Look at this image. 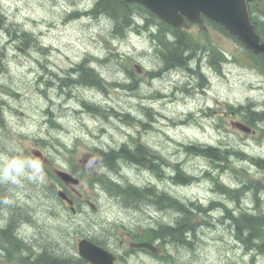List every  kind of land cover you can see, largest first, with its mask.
I'll use <instances>...</instances> for the list:
<instances>
[{
  "label": "rangeland",
  "instance_id": "rangeland-1",
  "mask_svg": "<svg viewBox=\"0 0 264 264\" xmlns=\"http://www.w3.org/2000/svg\"><path fill=\"white\" fill-rule=\"evenodd\" d=\"M76 3L77 0H0L2 11L12 23L11 32L12 29H24L38 40L33 41L31 48L27 50L19 41L12 42L6 34L0 32V174L6 163L13 158L33 160L31 150L34 148L39 149L48 160L57 165L70 168L72 164H77L80 167V162L90 173H97L101 163L94 158L91 148L113 147L125 140H131L129 134L135 133V136L141 132V140L165 160L163 175L158 179L144 168L122 161L120 171L110 176L136 185H143L149 179L165 194H172L184 201L193 199L197 204L194 206L193 219L207 222L200 225L198 238L190 249H182L174 244L165 246L172 264H264L263 257L252 258V254L235 240L229 220H225L217 211L208 214L214 208L213 199L225 201L221 191L216 186H211L212 175H216L224 184H231L232 188L239 189L241 185H235L236 180L259 181L264 179V174L257 167H251L236 158H231L228 165L224 163L219 166L207 157L203 159L183 153V146L189 141L211 145L220 141L241 147L247 156H264L262 133L256 131L245 134L234 128L230 122L241 118L239 115L229 114L230 110L226 105L236 106L248 101L264 105V77L254 68L252 60H249L243 48L233 39L218 30H208L215 45L229 55L233 54L238 61L226 64L224 75L206 67L204 72L208 85L202 93L200 88L193 92L198 79L194 75L189 77L192 83L186 92L188 81L182 72H169L152 80L145 77L144 69L160 67L152 49V42L146 35L131 33L122 41H111L105 36L106 28L99 19L66 22L68 12ZM198 29L199 26H195L188 31L197 34ZM209 38L206 40L202 36L201 39L208 43ZM38 44L46 46L47 51L41 50ZM85 54L93 58L91 64L104 77L107 92L89 93V90L83 91L82 87H73V96L67 101V108L62 109L60 104L64 100V93H59L62 86L52 74L63 76ZM103 59L107 60L103 62ZM134 63L141 66L140 72L134 70L135 76L140 79L139 83L133 90L121 87L119 83L131 84L125 72L126 66L130 69ZM41 75L43 78H40ZM46 81L52 82L50 87L53 89L45 84ZM65 85L69 88L75 82L66 80ZM175 88L182 91H176ZM156 91H162L169 97L161 99L156 95L150 103L147 99H141L145 95L152 97ZM83 98L94 103H104L106 109L128 113L140 120L145 119L147 111L151 117L154 116L155 109L159 112L158 122L154 123V128L144 132L137 124H129L123 113H120V117L109 119L94 117L88 113L78 114L75 110ZM144 107L149 109L144 110ZM48 108L58 116L59 129L50 128L46 122L50 118L47 114ZM108 115L110 114H106ZM72 148L74 150L71 152ZM72 155L73 158L70 159ZM177 162L181 164L173 170L175 177L177 171L186 170L194 176L191 178L192 184L180 185L177 178H169L171 168ZM244 171L248 173V178L242 177L245 175L242 174ZM94 188L89 189L86 179H82L79 187L97 203V211L94 212L89 207V213H83L79 217L69 215L66 219L60 215L53 193L51 195L42 182L29 180L27 175L20 177L18 184L0 178V210L6 213L9 210L14 211L17 206L13 203L12 196L30 189L31 202L36 205L40 214L36 215L38 224L27 232L35 238L36 245L52 246L55 249L59 241L62 243L68 237L66 252L69 253L75 246L78 223L81 231L86 232L99 229L104 221L106 222L103 227L110 226L111 222L117 223L119 219L127 221L128 224L142 219L151 221L144 217L146 211L153 208L148 202L134 201L129 208L121 207L113 194L102 192L99 185ZM240 196L239 204L227 199L232 210L255 207L250 201V193ZM257 196L264 209V192L258 191ZM5 198L12 203L4 204ZM164 204L162 208L154 206L155 209L162 210L157 209L152 214L161 222L176 218L177 211L170 204ZM24 212V209L18 211L23 216ZM110 234L114 236L116 233ZM103 238L104 233H100V239ZM56 251L60 253L59 250ZM116 264L160 263L152 260V257L139 255Z\"/></svg>",
  "mask_w": 264,
  "mask_h": 264
},
{
  "label": "trees",
  "instance_id": "trees-1",
  "mask_svg": "<svg viewBox=\"0 0 264 264\" xmlns=\"http://www.w3.org/2000/svg\"><path fill=\"white\" fill-rule=\"evenodd\" d=\"M96 10H102L111 17H113L116 20V23H119L120 21L128 22L130 17V8L129 5L120 1V0H98L95 4ZM162 28H160L158 32V47L157 51L158 54L165 63V66L174 65L177 62H182V64L187 61L190 57V54H185L186 47L185 43L183 41L184 34L181 32H178L176 34V40L174 42H168L163 37V31L165 29L170 28L169 26L161 23ZM176 33V30L174 31ZM261 34L264 35V30L261 32ZM86 80H88L87 75L84 77ZM254 118L256 121L260 122L264 126V113H256L254 115ZM201 150L204 152L205 157L209 159H217V160H211L216 165H228V158L227 155L229 154L227 151H229L228 148H225V152L219 151L213 147V146H202ZM136 154L140 155L141 157H144L146 155V151L139 147L135 151ZM122 156V153L115 152L112 156L113 159L120 158ZM246 162V164H250V162L243 160ZM252 166L257 167L261 172L264 171V160H258L254 164L251 163ZM227 168V167H225ZM186 178V177H185ZM179 181H184V176L180 178L179 174ZM240 180V178H238ZM264 180V179H263ZM262 179L259 181H252L249 179L242 180L240 182H235V185L239 183L238 185H241V188H249L250 189V201L257 206L259 204L258 202V191L264 192V183ZM214 186L217 187L218 190L221 191V196L225 200V196L230 197L235 202H239L241 198L240 194L238 192V189L232 188L230 185L225 184H219L216 183ZM164 192V191H163ZM140 193V192H139ZM165 194V193H164ZM151 201H154L152 206L156 207L157 204H170L172 208H174L178 214L176 218L173 220L162 222L164 225L163 233L167 237V240H174L173 244L177 247H180L182 249H190L192 245L196 242L198 238V230L200 228V225L202 223H207L203 220H195L193 219V212H194V206L197 204L194 203L191 199H188L186 201L180 200L179 198L175 197L171 194V196L165 195L164 197H153L150 198ZM165 205V204H164ZM198 208H200L198 206ZM158 209V208H157ZM162 210V209H159ZM217 211L218 214L224 216L223 218H230L232 220V223L234 225V229L237 232V237L239 239H242L244 244L248 248H255L260 253L264 254V230H261V226L264 228V218L260 217L256 211L252 209H247L246 211L249 214H244L243 212H240L238 216H231L229 210L225 209V201L219 205L217 208H213L210 210V213ZM214 215V214H213ZM225 215L227 217H225ZM209 217H212L209 215ZM214 217H217L214 215ZM213 218V217H212ZM225 221V220H224ZM211 224V223H210ZM202 227V226H201ZM197 229V231H196ZM247 232L246 235L243 237L242 234ZM169 242V241H168ZM44 256V255H43ZM42 255L37 260L36 264H51L52 258L47 253L45 257Z\"/></svg>",
  "mask_w": 264,
  "mask_h": 264
},
{
  "label": "water",
  "instance_id": "water-1",
  "mask_svg": "<svg viewBox=\"0 0 264 264\" xmlns=\"http://www.w3.org/2000/svg\"><path fill=\"white\" fill-rule=\"evenodd\" d=\"M132 1V0H128ZM147 4L165 21L175 26L181 22L185 25L177 11L187 13V17L199 20L203 13L211 20L222 25L231 34L246 44L254 52L264 53V43L259 42L258 35L249 24L244 0H136ZM190 15H189V14ZM80 254L94 264H110L113 256L89 241L80 243Z\"/></svg>",
  "mask_w": 264,
  "mask_h": 264
},
{
  "label": "clouds",
  "instance_id": "clouds-1",
  "mask_svg": "<svg viewBox=\"0 0 264 264\" xmlns=\"http://www.w3.org/2000/svg\"><path fill=\"white\" fill-rule=\"evenodd\" d=\"M27 175L29 180L35 182H43L44 171L40 161L13 158L6 163V166L0 174V178L4 181H10L13 184L19 183V178ZM4 204L12 203L11 200L5 198Z\"/></svg>",
  "mask_w": 264,
  "mask_h": 264
},
{
  "label": "bare ground",
  "instance_id": "bare-ground-1",
  "mask_svg": "<svg viewBox=\"0 0 264 264\" xmlns=\"http://www.w3.org/2000/svg\"><path fill=\"white\" fill-rule=\"evenodd\" d=\"M55 85L57 86L58 83H56ZM179 174H180V178H182L184 176V181L183 182L179 181V179H178L179 178ZM192 177H194V176H192L191 174H189L186 170H181V171H177V174H176V177L175 178L178 179L177 181H178V183H180V185H184V184H188L187 181L192 183V181H193V180H191ZM239 198H241V196ZM191 200L194 201L193 199H191ZM157 205L159 207H161V208L164 206V204H161V205L160 204H157ZM158 209H160V208H158Z\"/></svg>",
  "mask_w": 264,
  "mask_h": 264
},
{
  "label": "flooded vegetation",
  "instance_id": "flooded-vegetation-1",
  "mask_svg": "<svg viewBox=\"0 0 264 264\" xmlns=\"http://www.w3.org/2000/svg\"><path fill=\"white\" fill-rule=\"evenodd\" d=\"M49 165L48 166H51V164L50 163H48ZM49 168L48 169H46V170H44L46 173H49ZM58 184V183H57ZM59 186H61V188L68 194V195H71L72 196V198H73V191H74V188L71 186V185H64V184H62V182L60 181V184H58ZM66 186H68V187H66ZM67 195V196H68ZM74 199V198H73ZM70 203H72V200H71V202ZM78 215H80V213L78 214ZM126 238H128V237H126ZM120 243H123L122 241H120ZM16 250V252H18L19 250H20V248L18 247L17 249H15ZM62 251V250H61ZM135 252V251H134ZM43 257H45V256H43ZM61 261V260H60ZM52 262L53 261H51V264H52Z\"/></svg>",
  "mask_w": 264,
  "mask_h": 264
}]
</instances>
